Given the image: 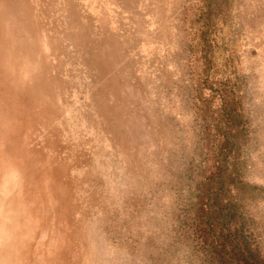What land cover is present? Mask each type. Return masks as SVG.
I'll list each match as a JSON object with an SVG mask.
<instances>
[{
    "label": "rangeland",
    "instance_id": "1",
    "mask_svg": "<svg viewBox=\"0 0 264 264\" xmlns=\"http://www.w3.org/2000/svg\"><path fill=\"white\" fill-rule=\"evenodd\" d=\"M0 224V264H264V0H0Z\"/></svg>",
    "mask_w": 264,
    "mask_h": 264
},
{
    "label": "bare ground",
    "instance_id": "2",
    "mask_svg": "<svg viewBox=\"0 0 264 264\" xmlns=\"http://www.w3.org/2000/svg\"><path fill=\"white\" fill-rule=\"evenodd\" d=\"M136 24V23H135ZM136 30H138V28L136 29ZM135 32V31H134ZM136 33V32H135ZM133 35V34H132ZM135 36V35H134ZM141 36V35H140ZM137 37V36H136ZM136 39V38H135ZM82 40V39H81ZM78 42V41H77ZM12 134V133H11ZM14 136H16V133L13 135V136H11L12 138L14 137ZM32 190L30 189L29 190V193L31 192ZM1 225V224H0ZM6 227V226H5ZM15 227V226H14ZM12 229V228H11ZM2 230V229H1ZM4 233V232H3ZM11 235V234H10ZM5 236H6V234H5ZM0 237L2 238V236L0 235ZM21 237V236H20ZM19 237V238H20ZM13 238V236L11 237V239ZM3 239V238H2ZM14 239V238H13ZM16 239V238H15ZM11 241V240H10ZM30 241V240H29ZM11 244V243H10ZM37 249V248H36ZM39 257H40V255H39Z\"/></svg>",
    "mask_w": 264,
    "mask_h": 264
}]
</instances>
